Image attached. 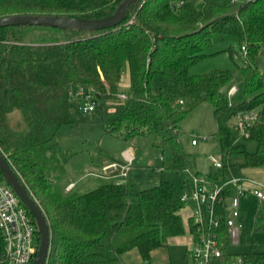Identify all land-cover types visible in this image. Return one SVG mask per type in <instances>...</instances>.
Instances as JSON below:
<instances>
[{
    "label": "trees",
    "instance_id": "1",
    "mask_svg": "<svg viewBox=\"0 0 264 264\" xmlns=\"http://www.w3.org/2000/svg\"><path fill=\"white\" fill-rule=\"evenodd\" d=\"M123 1L0 0V19L99 20L112 16ZM41 28L58 32V41L35 42L33 36ZM228 37L238 40L239 49L217 50ZM263 49L264 0H234L227 5L212 0H140L128 8L119 26L94 32L0 27V152L47 218L52 241L46 264H120L121 256L133 250L150 263L154 251L187 231L183 192L162 179L151 187L132 181L133 164L127 182L122 183L117 178L120 170L107 173L104 168L126 162L102 150L90 154L92 171L88 172L98 187L67 193L70 181L61 188L59 181L75 155L61 147L63 126L99 118L105 133L118 139L153 137L157 149L171 150L163 167L151 170L162 177L165 170H188L181 123L197 108L211 105L223 167H213L206 178L211 185L222 186L226 168L264 169ZM223 52L243 59L248 99L241 103H232L230 90L225 89L233 78L231 72H192L194 66ZM127 70L131 93L123 102L119 90ZM74 88L94 95L93 114L76 118ZM247 112H254L257 119L245 139L236 119ZM248 141L256 143L254 152L248 150ZM190 186L186 180L183 190L190 191ZM216 216L220 227L213 232L230 260L236 255L228 252L226 208L216 207ZM255 230L264 232V217L257 219ZM254 250L242 255L246 262L264 264V254ZM0 264H8L1 230Z\"/></svg>",
    "mask_w": 264,
    "mask_h": 264
},
{
    "label": "rangeland",
    "instance_id": "2",
    "mask_svg": "<svg viewBox=\"0 0 264 264\" xmlns=\"http://www.w3.org/2000/svg\"><path fill=\"white\" fill-rule=\"evenodd\" d=\"M218 5H227L234 0H212ZM59 33L55 30L40 29L36 31L33 40L37 43H52L58 41ZM239 49L238 40L234 37H228L227 40L217 47V50H225L227 48ZM243 59L240 56H231L229 52H223L217 56L211 57L206 61L193 67L194 74H202L215 70H226L232 73L233 78L226 86L229 91L232 87L238 89V93L230 96L232 103H241L248 99L245 94L244 78L242 75ZM128 71V70H127ZM127 71L123 76L120 84V95L129 94L130 86L124 84ZM260 71L264 74V49L261 53ZM78 94V89L73 90V100L76 103L75 97ZM80 112H76V118H79ZM17 116V115H16ZM84 116V115H83ZM181 142L184 150L188 155V170L178 173L172 170H165L162 177L153 174L152 168H162L164 159H170L171 150L166 147L157 149L154 146L153 137H136L129 141L118 139L105 133L102 123L99 118L90 122H82L78 125H65L59 131V140L61 147L64 150L75 153L72 160L66 166L65 174L60 179V187L70 181L79 182L76 187L81 192H87L98 187V181L88 172L92 171L91 153L103 151L112 157L121 158L122 153H131L135 156L136 162L133 167L132 181H138L143 187H151L157 185L160 180L174 184L180 192L183 190V183L188 180L191 184L196 177H207L213 169L214 164L211 157L218 158L222 161V151L220 142L215 139L218 131L217 121L214 116V109L211 105H204L194 110L181 123ZM196 139L198 146L193 145V140ZM249 151L254 152L257 148L256 143L246 142ZM143 169L144 172H143ZM83 175L86 177L82 178ZM226 180L233 178L240 179L239 168L234 166L226 168ZM88 185V186H85ZM245 185V184H244ZM72 191V190H71ZM188 191V190H187ZM188 211V212H187ZM187 207L182 210V218L186 225V236L189 235V215ZM241 216L243 215L246 227L242 230L240 243L238 245L230 244V253L241 256L253 251V243L256 242L255 252L264 254V232H257L254 227L256 217H264V202L256 200L254 197L245 200L240 209ZM189 247L182 241L172 240L169 246L161 247L155 252L152 258V263L156 264H193L192 258H187ZM130 264H137L135 259H131ZM141 264H149L142 262Z\"/></svg>",
    "mask_w": 264,
    "mask_h": 264
},
{
    "label": "built area",
    "instance_id": "3",
    "mask_svg": "<svg viewBox=\"0 0 264 264\" xmlns=\"http://www.w3.org/2000/svg\"><path fill=\"white\" fill-rule=\"evenodd\" d=\"M247 49L243 48V57H246ZM264 75V74H263ZM238 93L236 87L229 91L230 96ZM120 99L125 102L129 99L127 95H120ZM74 105L83 115H91L96 111L97 103L91 91L84 88L78 89ZM257 115L254 112L239 114L236 119V127L241 137L249 138L248 129L255 123ZM198 142L193 140V145ZM214 167L222 168L223 162L218 158L211 157ZM134 158L128 155L126 165L110 164L104 168L110 171H119L117 178L122 183H126L131 172ZM75 186L67 188L71 191ZM235 187L236 195L227 203V188ZM190 191L186 190L181 197L185 207L190 211L189 222L193 227L191 232L193 243L188 249L187 258L194 260L193 264H248L241 256L225 259L222 243L218 240L214 229L220 227V219L216 216V207H225L227 211L226 230L230 244L240 243L241 231L245 224L241 221L240 205L241 201L248 196H255L264 201V191L254 187L246 189L243 179L233 178L227 180L222 186H213L206 177H196L190 186ZM190 229V228H189ZM0 230L5 243V250L8 257V264H32L39 248L38 226L30 217L29 212L24 207L20 198L4 181L0 175Z\"/></svg>",
    "mask_w": 264,
    "mask_h": 264
},
{
    "label": "water",
    "instance_id": "4",
    "mask_svg": "<svg viewBox=\"0 0 264 264\" xmlns=\"http://www.w3.org/2000/svg\"><path fill=\"white\" fill-rule=\"evenodd\" d=\"M138 1L140 0H124L112 16L99 20L52 16H16L0 19V27L36 26L83 32L102 31L119 26L123 22L128 8ZM0 174L5 182L20 198L24 207L32 214L38 226L40 232V244L37 255L32 264H46L50 255L52 241L51 230L47 222V218L37 201L29 194L25 185L11 168L1 152Z\"/></svg>",
    "mask_w": 264,
    "mask_h": 264
},
{
    "label": "crops",
    "instance_id": "5",
    "mask_svg": "<svg viewBox=\"0 0 264 264\" xmlns=\"http://www.w3.org/2000/svg\"><path fill=\"white\" fill-rule=\"evenodd\" d=\"M125 75V74H124ZM124 84L126 85H129L130 86V89H131V78H130V73L129 71H127V76L125 77V81H124ZM131 93V91H129ZM129 94H121V95H127L129 96ZM204 106V105H203ZM218 129V127H217ZM61 130V129H60ZM199 143H197L196 145L194 146H198ZM128 155H131L133 158H134V162H133V167H134V164L136 162V158L134 155H132L131 153H125L123 152L122 153V159L127 162V157ZM145 169H143V172H144ZM239 174H240V179H243V185L246 189H251V188H254V187H257L259 189H261L262 191H264V169L263 168H243V169H239ZM86 177V175H83L82 178ZM73 182L71 185H74L75 187L72 189L74 190L78 185H79V182L77 183L76 181H71ZM70 183V182H69ZM67 184V183H66ZM66 184H63V185H66ZM71 185H67L69 188V186ZM66 188V192L69 193L70 191H68ZM236 188L235 187H232L231 190H230V196L227 197V203L228 205L230 204V201L231 199L236 195ZM254 197L256 200H259L257 197L255 196H248L247 198L243 199L241 201V205H240V209L242 207V204L245 202V200H249L250 198ZM261 203L264 202V201H261L259 200ZM188 212V211H187ZM190 212V211H189ZM188 215H190V213L187 214V217ZM259 218L256 217V220H255V223L257 221V219ZM241 221L245 224V227H246V223H245V220H244V217L243 215L241 216ZM255 223H254V227H255ZM245 229V228H244ZM187 232V231H186ZM241 234H242V231H241ZM186 234L184 236H181V237H177V238H173L174 240L176 241H182L183 243H185L188 247L191 246V244L193 243V238H192V235H191V232L189 230V235L188 237H185ZM240 238H241V235H240ZM171 239L169 241V244L168 246L170 245V242L173 240ZM256 242L253 243V248L255 249L256 247ZM229 248H230V245L228 247V252L230 253L229 251ZM156 252L154 251L153 254H152V258L153 256H155ZM232 254V253H230ZM234 255V254H233ZM152 258H151V261L150 263H152ZM131 259H135L137 261V264H141L144 260L143 258L141 257V254L138 250H133V251H130V252H127L125 254H123L121 256V259H120V264H130V261ZM145 262V261H144ZM149 263V264H150ZM153 264H156V263H153Z\"/></svg>",
    "mask_w": 264,
    "mask_h": 264
},
{
    "label": "bare ground",
    "instance_id": "6",
    "mask_svg": "<svg viewBox=\"0 0 264 264\" xmlns=\"http://www.w3.org/2000/svg\"><path fill=\"white\" fill-rule=\"evenodd\" d=\"M5 181V180H4Z\"/></svg>",
    "mask_w": 264,
    "mask_h": 264
}]
</instances>
